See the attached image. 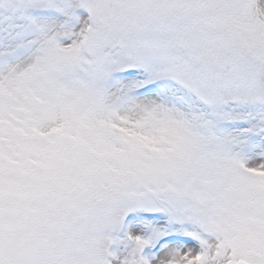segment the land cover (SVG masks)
<instances>
[{"label": "snow or ice", "instance_id": "1", "mask_svg": "<svg viewBox=\"0 0 264 264\" xmlns=\"http://www.w3.org/2000/svg\"><path fill=\"white\" fill-rule=\"evenodd\" d=\"M0 264H264V0H0Z\"/></svg>", "mask_w": 264, "mask_h": 264}]
</instances>
